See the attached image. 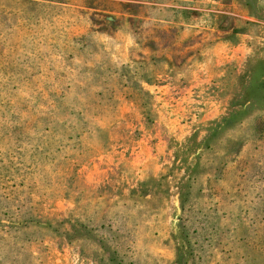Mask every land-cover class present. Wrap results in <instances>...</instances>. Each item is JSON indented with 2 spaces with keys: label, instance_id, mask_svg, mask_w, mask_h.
<instances>
[{
  "label": "rangeland",
  "instance_id": "374dc122",
  "mask_svg": "<svg viewBox=\"0 0 264 264\" xmlns=\"http://www.w3.org/2000/svg\"><path fill=\"white\" fill-rule=\"evenodd\" d=\"M0 264H264V0H0Z\"/></svg>",
  "mask_w": 264,
  "mask_h": 264
}]
</instances>
